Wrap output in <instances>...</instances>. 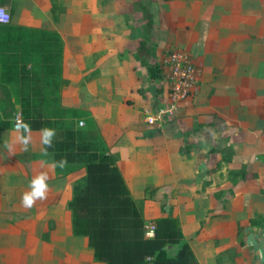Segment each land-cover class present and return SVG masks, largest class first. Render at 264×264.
Masks as SVG:
<instances>
[{
	"label": "crops",
	"instance_id": "0c3cea01",
	"mask_svg": "<svg viewBox=\"0 0 264 264\" xmlns=\"http://www.w3.org/2000/svg\"><path fill=\"white\" fill-rule=\"evenodd\" d=\"M139 1L134 11L135 0H0L10 13L0 85L27 87L37 67L56 68L65 82L47 115L112 156L145 221L175 219L200 264H264V0ZM141 40L159 77L144 73ZM171 49L199 66L198 89L149 125L168 102L161 60ZM43 141L15 122L0 128V264H105L73 233L67 206L84 167H61ZM40 173L47 198L25 208Z\"/></svg>",
	"mask_w": 264,
	"mask_h": 264
},
{
	"label": "trees",
	"instance_id": "16d2710c",
	"mask_svg": "<svg viewBox=\"0 0 264 264\" xmlns=\"http://www.w3.org/2000/svg\"><path fill=\"white\" fill-rule=\"evenodd\" d=\"M142 11L148 28L151 14L145 6ZM137 54L144 73L150 78L159 77V66L147 61L149 50L144 40L140 41ZM43 92L40 86L21 87L17 103L0 102V128L14 124L13 113L19 104L15 114H20L23 137L28 130H41L44 135L45 130H50L53 132L50 145H43L53 161L84 167L85 175L73 184L67 205L73 233L86 236L96 258L105 264H200L189 244L183 241L175 219H154V236H145L146 221L112 156L90 146L81 131L64 123L62 117L48 116ZM31 93H35V99ZM173 246L177 248L167 252Z\"/></svg>",
	"mask_w": 264,
	"mask_h": 264
},
{
	"label": "built area",
	"instance_id": "2783aa9c",
	"mask_svg": "<svg viewBox=\"0 0 264 264\" xmlns=\"http://www.w3.org/2000/svg\"><path fill=\"white\" fill-rule=\"evenodd\" d=\"M10 16L4 7L0 6V23H9ZM162 68L165 71L166 83L168 86V102L157 108L146 117L149 125L161 126L166 120L171 119L178 104L187 97L193 96L199 84L200 68L193 61L191 55L185 49L168 50L162 60ZM15 123H20V114L15 116ZM82 125V123L80 122ZM155 224L147 221L144 224L145 236H154Z\"/></svg>",
	"mask_w": 264,
	"mask_h": 264
},
{
	"label": "rangeland",
	"instance_id": "374dc122",
	"mask_svg": "<svg viewBox=\"0 0 264 264\" xmlns=\"http://www.w3.org/2000/svg\"><path fill=\"white\" fill-rule=\"evenodd\" d=\"M132 4H133V7H135V9H134V11H135V10L139 9V5L141 4V2L139 0H135V2L132 3ZM50 66L51 67H55L56 65L54 63V64H51ZM37 69L38 70H35V71L37 72V74L39 76V79L36 78L37 83L33 84V85H30V86L31 87H33V86L42 87V89L44 91L43 92L44 99L46 100V105H47L46 112L48 113L47 109H50L53 106L57 107V105H58L57 102L48 101V96L51 93L54 94V95L55 94L58 95L59 92L61 91V88H62L61 84H63V82H65V81H62V79H60L59 71L56 68L50 70L48 68H39V67H37ZM50 81H53V82H50ZM49 83H51V84L49 85ZM20 88L21 87H17V86H14V85H10V86L0 85V102L6 103V102H8L11 99L10 97H12V96L16 97V94L19 95L20 94ZM24 91L28 92L27 89H24ZM35 96L36 95L34 93V96H32L33 99H35ZM17 111H19V110H17ZM15 113H13L14 117L16 116ZM63 120H64V123H66L68 125L72 124V122H70L66 118L63 119ZM167 250H168V252H171L174 249L173 248H168Z\"/></svg>",
	"mask_w": 264,
	"mask_h": 264
},
{
	"label": "clouds",
	"instance_id": "9594fccd",
	"mask_svg": "<svg viewBox=\"0 0 264 264\" xmlns=\"http://www.w3.org/2000/svg\"><path fill=\"white\" fill-rule=\"evenodd\" d=\"M53 135V132L50 130H45L44 143L50 145L49 137ZM23 143L26 145L27 140H24ZM64 161H61L60 166L63 167ZM48 176L45 173H40L36 175L29 184L31 191L24 192L21 199V204L25 208H31L37 200H44L47 198L48 184L46 181Z\"/></svg>",
	"mask_w": 264,
	"mask_h": 264
}]
</instances>
